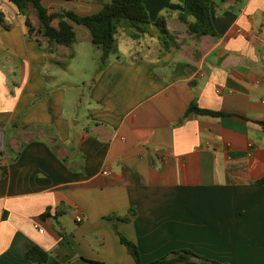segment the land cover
I'll return each mask as SVG.
<instances>
[{"label": "crops", "instance_id": "obj_1", "mask_svg": "<svg viewBox=\"0 0 264 264\" xmlns=\"http://www.w3.org/2000/svg\"><path fill=\"white\" fill-rule=\"evenodd\" d=\"M144 2L152 20L168 15L179 45L159 59L140 51L150 38L134 43L86 89L66 64L96 47L91 31L72 22L73 48L51 44L34 8L30 34L17 5L0 0V130L11 131L0 156V264H34L25 255L35 245L49 253L43 264H136L119 234L144 263L189 249L264 264V186L254 184L264 177V0H212L217 37L188 32L181 0ZM42 3L79 15L103 8ZM193 103L220 114L188 113Z\"/></svg>", "mask_w": 264, "mask_h": 264}, {"label": "trees", "instance_id": "obj_2", "mask_svg": "<svg viewBox=\"0 0 264 264\" xmlns=\"http://www.w3.org/2000/svg\"><path fill=\"white\" fill-rule=\"evenodd\" d=\"M9 1L17 5L21 14L27 17L26 24L30 29V34L34 33L35 28L29 18V10L31 7L36 10L41 24L38 32L45 36L51 44H60L72 49L77 42V34L72 22L86 26L91 31L93 44L101 51L99 71L104 70L111 57L118 53L119 35H124L134 43H143L146 39L154 36L153 26H155L159 30L158 43L161 46L159 59L163 58L172 47L179 45L174 33L167 26L168 15H161L156 20H152L144 0H110L109 2L97 0L103 4V8L99 12L90 15H79L74 11L50 12L43 5L42 0ZM211 5L212 0H181L184 11L179 14L178 18L187 27L189 33L196 36H218L213 23ZM54 20L59 21L58 26L52 25ZM0 24L6 26L1 12ZM71 56L73 55L71 54ZM192 112L212 116L220 114L202 109L195 103L188 109V113ZM261 124L264 125V122H261ZM4 169L5 166L0 164V173ZM254 184L264 186V177ZM132 212L134 211H131V215ZM129 219L125 218L124 220L128 221ZM119 236L121 242L134 257L136 264H176L177 262L220 264L189 249L171 251L164 257L144 263L137 244L121 234ZM25 257L34 264H43L49 259V253L35 245L27 251ZM81 259L86 264H105L102 261L88 259L83 256H81Z\"/></svg>", "mask_w": 264, "mask_h": 264}, {"label": "rangeland", "instance_id": "obj_3", "mask_svg": "<svg viewBox=\"0 0 264 264\" xmlns=\"http://www.w3.org/2000/svg\"><path fill=\"white\" fill-rule=\"evenodd\" d=\"M110 1V0H109ZM81 4H77L75 6L76 10H79ZM154 29V36L150 38L153 41V45H151V49H140L142 54L151 55L152 57L159 55L160 53V44L158 43V36L159 30L155 26ZM134 41L125 37L124 35H119L118 37V55L120 56H133V54L128 52V47L133 45ZM148 42H146L145 46H147ZM81 48V47H80ZM79 48V49H80ZM98 50L93 45L89 46L85 45L80 51L79 55L75 58V60L69 59V63L66 64V68H68L69 75L67 79L76 82H83L85 81V88L88 89V86L91 82V79L97 74L98 67H99V58L97 57ZM98 62V63H97ZM82 84V83H80ZM11 131L8 130L6 135L0 132V156L2 154V150H5L6 146L10 144L11 140L8 138L10 137Z\"/></svg>", "mask_w": 264, "mask_h": 264}, {"label": "built area", "instance_id": "obj_4", "mask_svg": "<svg viewBox=\"0 0 264 264\" xmlns=\"http://www.w3.org/2000/svg\"><path fill=\"white\" fill-rule=\"evenodd\" d=\"M105 174H109V171H106ZM74 218H75V221H76L77 223H81V222H83V220H84V216H83V214H82L81 212H77V213L75 214ZM41 231H42V230H41Z\"/></svg>", "mask_w": 264, "mask_h": 264}, {"label": "water", "instance_id": "obj_5", "mask_svg": "<svg viewBox=\"0 0 264 264\" xmlns=\"http://www.w3.org/2000/svg\"><path fill=\"white\" fill-rule=\"evenodd\" d=\"M0 132L2 133L3 131L0 130Z\"/></svg>", "mask_w": 264, "mask_h": 264}]
</instances>
